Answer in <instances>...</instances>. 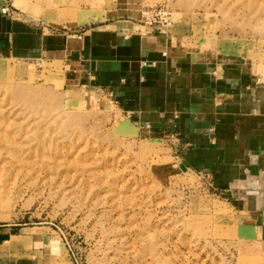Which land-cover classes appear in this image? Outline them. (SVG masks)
<instances>
[{
  "label": "rangeland",
  "instance_id": "obj_1",
  "mask_svg": "<svg viewBox=\"0 0 264 264\" xmlns=\"http://www.w3.org/2000/svg\"><path fill=\"white\" fill-rule=\"evenodd\" d=\"M7 2L57 33L166 19L171 36L242 59L264 83V0ZM116 115L59 64L0 54V231L15 236L0 264H264V233L242 203Z\"/></svg>",
  "mask_w": 264,
  "mask_h": 264
},
{
  "label": "crops",
  "instance_id": "obj_2",
  "mask_svg": "<svg viewBox=\"0 0 264 264\" xmlns=\"http://www.w3.org/2000/svg\"><path fill=\"white\" fill-rule=\"evenodd\" d=\"M7 6L0 0V54L59 64L66 82L104 96L118 121L162 141L264 233V83L252 67L128 16L57 33L2 14ZM14 237L0 231V249Z\"/></svg>",
  "mask_w": 264,
  "mask_h": 264
},
{
  "label": "built area",
  "instance_id": "obj_3",
  "mask_svg": "<svg viewBox=\"0 0 264 264\" xmlns=\"http://www.w3.org/2000/svg\"><path fill=\"white\" fill-rule=\"evenodd\" d=\"M1 12H2V14L6 15V16H11V11H10V9L8 7H3L1 9ZM165 26L166 27L169 26V24L167 23L166 19L164 20V26L163 27H165Z\"/></svg>",
  "mask_w": 264,
  "mask_h": 264
}]
</instances>
